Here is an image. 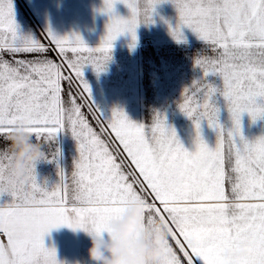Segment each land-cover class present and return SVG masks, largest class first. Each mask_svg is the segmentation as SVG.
<instances>
[{
  "label": "snow or ice",
  "instance_id": "6c2138e0",
  "mask_svg": "<svg viewBox=\"0 0 264 264\" xmlns=\"http://www.w3.org/2000/svg\"><path fill=\"white\" fill-rule=\"evenodd\" d=\"M160 3L176 11L169 33L177 43L188 28L204 45L193 61L201 78L177 103L193 124L192 151L161 113L150 124L133 122L120 108L106 117L84 78L85 67L105 70L118 36L128 34L133 47L135 29L152 22ZM117 4L127 17L116 13ZM97 11L108 19L96 46L50 27L42 31L45 44L20 34L11 0H0V194L11 197L0 206V264H63L43 242L51 229L104 235L131 200L142 204L141 225L167 226L159 264H264V135L249 139L241 129L243 114L251 122L264 118V0H102ZM217 94L228 125L219 120ZM201 121L215 132L214 147L203 139ZM13 130L49 147L58 132L70 133L77 151L70 171L58 166L51 188L38 183L35 165L23 181L8 180L3 162ZM113 139L122 153L110 148ZM58 155L44 152L42 159ZM237 243L245 255L224 257Z\"/></svg>",
  "mask_w": 264,
  "mask_h": 264
},
{
  "label": "crops",
  "instance_id": "0c3cea01",
  "mask_svg": "<svg viewBox=\"0 0 264 264\" xmlns=\"http://www.w3.org/2000/svg\"><path fill=\"white\" fill-rule=\"evenodd\" d=\"M11 3L13 8V19L18 26V32L24 35L37 36V38L45 44H47V40H45L42 31H44L46 27H50L51 30L59 36L71 35L73 33L78 34L88 46H96L105 33V25L108 17L97 11V9L102 6V0H11ZM115 11L122 17H127L129 15L128 9L121 4L115 6ZM176 19L177 15L174 7L168 3H160L155 6V10L152 13V22L147 24L141 23L137 26L135 29L136 41L134 45L137 46L136 49L134 48L135 54H128L130 55L129 59L134 61L136 68L138 67V61L136 60L135 62L133 57H137L139 54L138 46L148 45V43L164 46H174L175 44L190 45L192 48H194V46H201L203 50V43L188 28H181L184 37L183 42L177 43L172 38L169 33V25L174 27ZM165 21H167V23H165ZM130 43V37L125 33L118 36L112 42V47L125 44L129 45ZM195 50L196 49H192L190 51L192 65H194L193 61L197 56ZM197 50L199 53L202 51L201 49ZM4 55L6 59L9 58L7 54ZM48 55L52 56V53L49 52ZM110 57L111 58L107 62H111L113 68L117 65L119 58H123L124 61L128 60V58H124L123 56L119 57V53L114 54V52L110 53ZM178 61V54L156 56L155 64L152 68L154 73H152L149 81L150 88H146L145 92L148 94L154 91L161 92L159 86L166 85L169 80H172V68L174 66L176 69ZM123 70L128 71V69ZM120 71L122 70L119 69L117 73ZM83 72L84 78L89 84V82L92 81V69L90 67H85ZM190 73V80L193 79L194 76H201L199 68H192ZM102 76L106 77L103 72ZM129 77L130 73L128 79ZM134 79L135 82H138L139 75H136L135 78L131 79V87H133L135 92L126 91L124 93L127 97L125 101L129 100V102L123 104L122 110L128 118L136 123L150 124L154 114H163L166 123L175 130L176 135L184 148L192 151L194 149L193 124L191 120L179 111L177 107L178 101L157 103L154 101L138 100L135 95L140 92V88L135 86V83L133 82ZM206 79L213 86H220V80L218 77L210 75ZM128 83L130 84V82ZM129 87L130 86L127 85V88ZM91 96H93V94H91ZM214 101L219 108L220 122L225 125L230 124L229 114L224 106L223 98L217 94L214 97ZM94 102L97 103V107L106 117L110 116L111 110L113 108H118L119 105L113 101L108 102L102 100ZM85 111H87L86 108ZM89 119L90 121L93 119L91 115L89 116ZM241 129L246 138L252 139L257 136H262L264 135V118L251 122L247 114H243L241 117ZM13 131L29 135L23 131ZM201 135L209 147L215 146L216 134L204 121H201ZM50 145L51 147L45 145L44 151L46 153L50 151L55 152L58 149L59 155L51 161L41 159L35 163V172L38 183H41L48 188L54 186L59 180L57 175L58 166L65 169V171H70L73 159L77 155L75 141L67 131L58 132L54 140L50 142ZM110 148L114 151L121 152L120 150H117L118 148H115L114 140H112ZM10 158L11 155L8 148V159ZM10 201V196L7 194H0V206L9 203ZM133 205H139V212L137 215L136 230L133 232L131 239L137 240L145 237L146 240L150 242L157 227H163V222L160 220H152L151 222H145L141 225L140 217L142 215V204L139 200H131L124 206L123 213H128ZM121 217L122 216H119L118 214L117 217L110 221L119 220ZM106 233H111V228L108 227V224ZM165 241L161 242V253ZM43 242L46 247L55 250L57 260L63 262V264H91L86 252L89 247V238L82 230H71L63 226L54 228L43 237ZM245 253L246 248L242 243H237L223 250L224 257L232 260L244 256Z\"/></svg>",
  "mask_w": 264,
  "mask_h": 264
},
{
  "label": "clouds",
  "instance_id": "9594fccd",
  "mask_svg": "<svg viewBox=\"0 0 264 264\" xmlns=\"http://www.w3.org/2000/svg\"><path fill=\"white\" fill-rule=\"evenodd\" d=\"M6 140L11 158L3 162L5 175L10 181H23L26 169L43 158L45 145L16 131L7 133ZM138 212L139 205H133L119 220L109 221L111 233L104 236L86 233L89 238L86 252L91 264H159L161 242L168 239L167 230L158 226L150 242L145 237L132 240Z\"/></svg>",
  "mask_w": 264,
  "mask_h": 264
},
{
  "label": "rangeland",
  "instance_id": "374dc122",
  "mask_svg": "<svg viewBox=\"0 0 264 264\" xmlns=\"http://www.w3.org/2000/svg\"><path fill=\"white\" fill-rule=\"evenodd\" d=\"M136 47L137 46L134 45L130 48L128 44L112 47L111 52H114V54L119 53V57L123 56L124 58H128V60L124 61L123 58L118 57L119 60L114 68L111 62H107L105 70L102 71L106 77L102 76V72L97 74L92 71V81L89 82V87L91 90V94H93V101H113L116 102V104H119L118 108L122 109L123 104L129 102V100L125 101L127 97L124 93L126 91L135 92L133 90V87H131V79L135 78L136 75H139V81L135 82L134 79L133 82L135 83V86L137 88H140V92L134 95L138 100L141 99L142 101H154L157 103L179 101L182 91L185 88L191 87L194 80H200L201 78V76H194L193 79L190 80V71L192 70V68H197L192 65V62L190 60V51L192 49H196L195 53L198 55L199 52L197 49L202 50L201 46H194V48H192V46L190 47V45L175 44L174 46H164L149 43L148 45L138 46L139 54L137 57H133L135 62L136 60L138 61L137 68L134 61L129 59L130 55L135 54L134 48L136 49ZM171 54L179 55V61L176 69L174 68V66L172 68V80H169L166 85L159 86L161 92L154 91L150 94L146 93L145 89L150 88L149 81L152 73H154V70L152 68L154 67L156 56H166ZM119 69L122 71L117 73ZM123 69H128V71H130L128 72ZM129 73L130 77L128 79ZM128 82H130V84ZM127 85H129L130 87L127 88ZM95 104L97 106V103ZM91 122L93 126L96 127L97 131H99V127L96 125L95 120L91 119ZM114 142L115 148L117 149L118 142H116L115 140ZM117 150H120L122 152V149ZM123 215L124 213L122 210L119 213V216ZM163 228L167 230V226L164 223Z\"/></svg>",
  "mask_w": 264,
  "mask_h": 264
}]
</instances>
